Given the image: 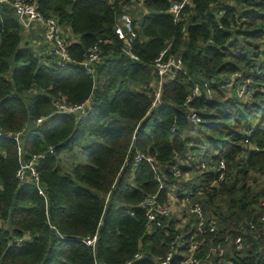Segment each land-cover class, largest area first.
<instances>
[{"label":"trees","instance_id":"16d2710c","mask_svg":"<svg viewBox=\"0 0 264 264\" xmlns=\"http://www.w3.org/2000/svg\"><path fill=\"white\" fill-rule=\"evenodd\" d=\"M26 1L69 29L72 61L61 65L32 48L11 3L0 4V264H157L172 251L171 264H182L202 236V264H264V0H190L180 20L171 5L182 0ZM124 14L137 59L116 32ZM94 47L100 61L89 73L82 64ZM167 49L184 71L153 106V66ZM197 85L202 94L187 106ZM58 104H86V114ZM249 134L259 151L245 147ZM77 149L86 160L70 169L66 159ZM136 151L160 167L167 189L159 200L173 189L184 204L180 218L172 211L148 229L140 205L160 184L147 160L135 162ZM35 156L45 196L32 177L17 178ZM222 158L227 180L219 183ZM96 233L94 249L82 240Z\"/></svg>","mask_w":264,"mask_h":264},{"label":"built area","instance_id":"2783aa9c","mask_svg":"<svg viewBox=\"0 0 264 264\" xmlns=\"http://www.w3.org/2000/svg\"><path fill=\"white\" fill-rule=\"evenodd\" d=\"M145 0H133V3L136 2H144ZM190 0H182L179 3H173L171 5V12L176 20H180L182 11L184 7L189 4ZM3 3H11L13 6L15 13L18 17L19 23L21 24L25 33L32 30L35 26H39L45 37L46 47L45 52L55 57L59 60L61 65H65L68 62H71V56L69 55V38L64 35L63 29L55 19H45L44 16L37 10L36 3H29L26 0H0V4ZM127 31V32H126ZM116 32L119 35L120 39H123L126 43V52L132 56V58L137 59V57L132 53L133 51V42L136 39V33L133 30V20L128 14H124L120 22L116 28ZM88 59L82 64L84 68L89 73H93L92 65L95 62L100 61V52L97 47H94L89 50ZM153 73L155 74V81L153 82V91H154V100L153 106H156L161 102V96L163 92V86L165 83L173 81L177 74L184 71V64L181 58L168 54V49L163 51L159 58L155 61L153 66ZM230 87V85H229ZM240 96L244 95V90L240 91ZM202 94L201 88L197 85L195 86L192 96L187 99L186 105L189 106V103L193 100V97L200 96ZM210 95V93H208ZM86 104H89L87 102ZM86 104L79 106H68V105H59L58 108L60 111L64 113H77L81 112L82 114H86ZM188 118L191 119V122L195 125H198L201 122V118L198 115L196 109L190 108L188 109ZM17 141H19V135L14 137ZM136 140V132L132 135V144L131 148ZM244 145L247 148L254 150L255 152L259 151L260 148L257 146L252 140L251 135L249 134L244 141ZM52 152V149H51ZM42 158V156H35L30 163L21 166L20 170L17 173V178L20 182H25L28 177H32L34 182L38 187L39 194L45 196L42 188L39 185V173L37 171L36 161ZM135 162H140L143 160H147L150 163L151 169L155 172L157 180L159 181V193L150 195L146 197L141 203V207L146 210L147 216L149 219L148 229H152L154 226L156 228L161 227V222L157 221L160 217L168 216L173 211V204L177 201L174 196L173 189H170L168 192L169 200L167 202H160V193L161 190L167 189L164 180L160 174V167L156 165L150 157H145L140 151H136L134 156ZM227 168V163L225 159H220L216 164L217 171V182L224 183L227 178L225 175V170ZM202 171L208 169L206 163L201 164ZM169 174H172L175 178L180 179L183 174L182 170L179 167H171L167 169ZM30 173V175H29ZM205 189L200 188V192L203 193ZM161 199V198H160ZM264 205V202H262ZM191 213H193L197 218V231L199 234L197 236L203 235L204 232V211L200 203L194 204L191 209ZM133 215V214H132ZM199 219V222H198ZM2 229V223L0 222V230ZM211 233L214 232V227H210ZM98 233H96L93 237H88L83 239L82 241L87 245H91L94 249L97 244ZM177 242V239L175 240ZM206 243V236H202L200 240H195L190 244L188 255H184L182 264H202L201 259L198 254L200 252L201 246ZM236 244L238 248L242 247L241 238H237ZM220 255L224 253L220 247L217 249ZM174 252L172 251L168 254L165 259H160L157 261V264H171L172 258L174 257ZM211 253H216V251L210 249L208 253H204V255L208 258ZM183 256V255H182ZM142 256L136 255V259H140ZM96 264H100L96 262ZM130 264V262L128 263Z\"/></svg>","mask_w":264,"mask_h":264},{"label":"rangeland","instance_id":"374dc122","mask_svg":"<svg viewBox=\"0 0 264 264\" xmlns=\"http://www.w3.org/2000/svg\"><path fill=\"white\" fill-rule=\"evenodd\" d=\"M38 27L39 26H35L33 28V29H35L34 31H32V34L34 37L31 40L29 39V41L32 44L31 47L40 53V52L45 51L46 41H45V37L43 35L42 29L38 28ZM30 31L26 33L27 38H30V36H29V34H31ZM33 39H36V40L33 41ZM79 160L85 161L86 157L84 156V154L81 153V151L79 149H77L75 152H72L71 154H69V156L66 159V162H67V165L69 166V168L71 169V167ZM183 208H184V204H180L177 201L173 204V212L179 218L182 215Z\"/></svg>","mask_w":264,"mask_h":264},{"label":"crops","instance_id":"0c3cea01","mask_svg":"<svg viewBox=\"0 0 264 264\" xmlns=\"http://www.w3.org/2000/svg\"><path fill=\"white\" fill-rule=\"evenodd\" d=\"M40 28V27H38ZM63 29V28H62ZM35 29H33L32 31H34ZM32 31L31 32V35H32ZM63 32H64V35L67 37V38H72L73 39V35L71 34V32L69 31V29H66V31L63 29ZM70 33V34H69ZM77 39V38H76ZM36 40V39H33V41Z\"/></svg>","mask_w":264,"mask_h":264}]
</instances>
